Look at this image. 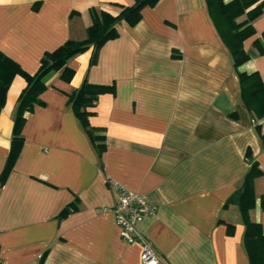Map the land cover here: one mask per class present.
<instances>
[{"label":"crops","instance_id":"crops-1","mask_svg":"<svg viewBox=\"0 0 264 264\" xmlns=\"http://www.w3.org/2000/svg\"><path fill=\"white\" fill-rule=\"evenodd\" d=\"M135 1L0 0V50L33 74L44 52L85 38L91 9L116 15ZM252 26L243 40L249 57L235 67L206 0H158L136 24L117 23L94 63L91 47L70 58L69 80L51 71L0 181L4 264H38L44 252L42 264H143L140 244L119 236L112 207L120 188L154 207L137 229L156 264H249L238 205L227 200L249 158L264 171V118L244 105L238 81V72L256 71L264 82V10ZM83 79L113 86L88 108L89 123L105 135L100 152L68 103ZM25 85L16 74L0 111V174ZM253 191L248 216L264 231V175ZM71 202L77 208L59 217Z\"/></svg>","mask_w":264,"mask_h":264},{"label":"trees","instance_id":"trees-1","mask_svg":"<svg viewBox=\"0 0 264 264\" xmlns=\"http://www.w3.org/2000/svg\"><path fill=\"white\" fill-rule=\"evenodd\" d=\"M157 1L136 0L131 6L123 7L116 15L104 10L91 9L92 22L86 28L85 38L82 40L68 39L55 49L44 52L40 58L39 67L33 74L25 72L16 61L0 50V111L5 103V95L13 77L20 74L26 80V85L17 99L11 144L0 174L1 182L13 167L23 142L21 128L25 121V114L30 112L36 104L42 103L39 96L46 88L45 77L51 71H60V76L69 80L73 75V70L67 66L70 58L91 47L89 64L94 63L101 45L117 36V23L125 21L129 25L136 24L141 18V9ZM206 3L211 19L232 54L234 66L237 67L249 57L243 49V40L254 33L252 21L264 10V0H206ZM241 15H245L244 20L237 21ZM238 81L244 105L254 114L255 118H264V82L258 72H238ZM111 91H113L112 85L93 84L83 79L79 87L68 96V103L99 152L105 148V135L102 129L93 127L89 123L88 118L92 111L88 108L95 105L99 94ZM261 142L264 146V135H261ZM260 175H264V171L258 167L255 160L249 158V168L242 185L227 200V203L238 205L245 226L243 244L249 264H264V231L259 222L252 221L248 216L249 209L255 205L253 180ZM259 206L264 209V193L259 196ZM76 208L74 202L67 204L59 213V217L66 216ZM226 226L227 232L232 233L233 225L227 224ZM44 255L45 252L40 256L38 264H42Z\"/></svg>","mask_w":264,"mask_h":264},{"label":"built area","instance_id":"built-area-1","mask_svg":"<svg viewBox=\"0 0 264 264\" xmlns=\"http://www.w3.org/2000/svg\"><path fill=\"white\" fill-rule=\"evenodd\" d=\"M119 236L125 243L137 242L141 246L140 259L143 264H156L158 258L147 238L137 229L144 216L152 214L154 207L141 194L120 188L112 207ZM0 264L4 261L0 258Z\"/></svg>","mask_w":264,"mask_h":264}]
</instances>
